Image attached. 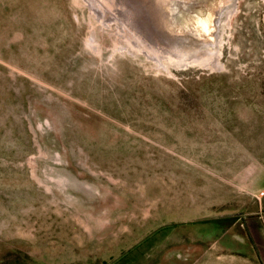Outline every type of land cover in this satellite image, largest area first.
Listing matches in <instances>:
<instances>
[{"label":"rangeland","instance_id":"374dc122","mask_svg":"<svg viewBox=\"0 0 264 264\" xmlns=\"http://www.w3.org/2000/svg\"><path fill=\"white\" fill-rule=\"evenodd\" d=\"M0 264H264V0H0Z\"/></svg>","mask_w":264,"mask_h":264}]
</instances>
